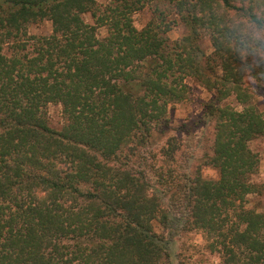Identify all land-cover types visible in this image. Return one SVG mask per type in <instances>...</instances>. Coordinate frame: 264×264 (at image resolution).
Segmentation results:
<instances>
[{
  "label": "trees",
  "instance_id": "trees-1",
  "mask_svg": "<svg viewBox=\"0 0 264 264\" xmlns=\"http://www.w3.org/2000/svg\"><path fill=\"white\" fill-rule=\"evenodd\" d=\"M259 12L264 0H0V264H186L174 248L191 232L215 264H264V211L249 206L264 112L247 80L262 83L264 61L234 27ZM42 22L51 33L31 34ZM189 78L213 95L204 165L217 180L168 134Z\"/></svg>",
  "mask_w": 264,
  "mask_h": 264
},
{
  "label": "rangeland",
  "instance_id": "rangeland-1",
  "mask_svg": "<svg viewBox=\"0 0 264 264\" xmlns=\"http://www.w3.org/2000/svg\"><path fill=\"white\" fill-rule=\"evenodd\" d=\"M100 4H105L108 0H97ZM152 9L147 7L134 15L135 26L138 29L144 28L152 19ZM171 19H175L172 16ZM52 25L50 22H42L30 27L31 34L43 35L50 34ZM187 33L186 27L178 23L168 37L176 41ZM100 37H105L107 31L105 28L99 30ZM200 46L207 56L212 55L214 48L210 39L204 34L200 41ZM251 88H254L257 94V105L264 112V79L262 83L249 78L247 79ZM188 94L186 99L169 105L167 116L170 122L171 130L169 135L175 136L183 141L181 154L190 157L192 170L201 168L202 174L207 179L217 180L218 172L213 167L204 165L206 149L209 148L213 140L214 133L212 126L205 118L206 106L211 102L212 92L207 90L194 79H187ZM226 104L239 107L236 100L231 97ZM49 122L53 129L60 131L65 124V117L61 105L52 104L48 107ZM250 147L260 156L259 172L254 180L262 186L261 195L250 196V207L259 208L264 211V137L258 138L250 143ZM182 166H185L182 163ZM174 254L181 253L185 257L186 264H215L218 262V256L210 254L205 248L203 234L201 232H191L185 234L180 240L176 241ZM177 264V260L174 261Z\"/></svg>",
  "mask_w": 264,
  "mask_h": 264
},
{
  "label": "clouds",
  "instance_id": "clouds-1",
  "mask_svg": "<svg viewBox=\"0 0 264 264\" xmlns=\"http://www.w3.org/2000/svg\"><path fill=\"white\" fill-rule=\"evenodd\" d=\"M234 27L239 41L245 46L243 53L255 55L264 61V12L256 13L254 17H242ZM249 48L252 49L251 53L248 52Z\"/></svg>",
  "mask_w": 264,
  "mask_h": 264
}]
</instances>
